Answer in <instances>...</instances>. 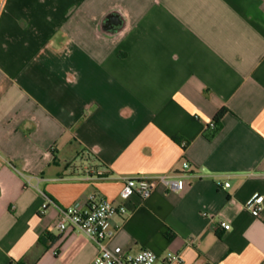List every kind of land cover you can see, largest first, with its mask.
<instances>
[{
  "label": "crops",
  "instance_id": "crops-1",
  "mask_svg": "<svg viewBox=\"0 0 264 264\" xmlns=\"http://www.w3.org/2000/svg\"><path fill=\"white\" fill-rule=\"evenodd\" d=\"M171 172L179 191L121 197ZM99 199L128 211L109 247L264 264V0H0V264H92L56 223Z\"/></svg>",
  "mask_w": 264,
  "mask_h": 264
},
{
  "label": "built area",
  "instance_id": "built-area-1",
  "mask_svg": "<svg viewBox=\"0 0 264 264\" xmlns=\"http://www.w3.org/2000/svg\"><path fill=\"white\" fill-rule=\"evenodd\" d=\"M181 167L186 170L189 168V164L183 160ZM180 176L177 172H171L154 177H123L120 194L123 199L137 196L145 200L157 185L164 186L171 191H179L183 185ZM224 185L228 187L229 183ZM262 199L260 195H253L246 203L254 217L260 216ZM127 212L124 204L117 205L104 199L92 200L86 207L83 203L78 202L60 210L56 227L59 231H65L70 227L77 228L95 245L97 254L92 264H155L156 255L148 249L130 254L123 252L119 246H108L114 231L109 228L110 220L118 215L125 216ZM221 226L226 230L229 229V225L225 223H221ZM182 262L179 255H171L164 260L163 264Z\"/></svg>",
  "mask_w": 264,
  "mask_h": 264
},
{
  "label": "trees",
  "instance_id": "trees-1",
  "mask_svg": "<svg viewBox=\"0 0 264 264\" xmlns=\"http://www.w3.org/2000/svg\"><path fill=\"white\" fill-rule=\"evenodd\" d=\"M226 109L222 108L220 109L217 114L215 115L216 117L213 118L211 124L207 127V129L204 132L205 137L208 140H211L212 138H214L218 133H220L219 131L222 128L221 125V119L223 117V115L225 114ZM186 147V144H184L182 146V148L184 149Z\"/></svg>",
  "mask_w": 264,
  "mask_h": 264
},
{
  "label": "water",
  "instance_id": "water-1",
  "mask_svg": "<svg viewBox=\"0 0 264 264\" xmlns=\"http://www.w3.org/2000/svg\"><path fill=\"white\" fill-rule=\"evenodd\" d=\"M108 27H111L112 25H116L120 23L119 17L117 15L110 16L108 18Z\"/></svg>",
  "mask_w": 264,
  "mask_h": 264
}]
</instances>
